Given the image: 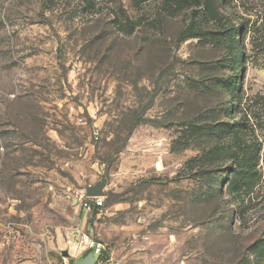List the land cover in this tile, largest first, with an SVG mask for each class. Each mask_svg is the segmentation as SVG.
Returning <instances> with one entry per match:
<instances>
[{"label":"rangeland","instance_id":"rangeland-1","mask_svg":"<svg viewBox=\"0 0 264 264\" xmlns=\"http://www.w3.org/2000/svg\"><path fill=\"white\" fill-rule=\"evenodd\" d=\"M82 234L101 264H264V0H0V264H75Z\"/></svg>","mask_w":264,"mask_h":264},{"label":"trees","instance_id":"trees-1","mask_svg":"<svg viewBox=\"0 0 264 264\" xmlns=\"http://www.w3.org/2000/svg\"><path fill=\"white\" fill-rule=\"evenodd\" d=\"M199 35L198 27L194 20L186 29L178 35L180 41H187ZM229 133V145L224 155L234 163L233 181L231 184L232 194H239L241 190L248 194L253 188L255 181V159L261 150L260 144H250L243 136L242 131L238 129L236 123L225 125ZM89 253L86 251L83 258ZM107 255V254H106ZM106 255L103 261L106 260Z\"/></svg>","mask_w":264,"mask_h":264},{"label":"built area","instance_id":"built-area-1","mask_svg":"<svg viewBox=\"0 0 264 264\" xmlns=\"http://www.w3.org/2000/svg\"><path fill=\"white\" fill-rule=\"evenodd\" d=\"M80 207L86 215H101L104 209V198L103 197H87L85 193L80 196L79 199ZM81 245L85 247L86 251L92 252L96 259V264H101L105 257L106 249L103 244L98 242L95 238L87 234H82Z\"/></svg>","mask_w":264,"mask_h":264},{"label":"water","instance_id":"water-1","mask_svg":"<svg viewBox=\"0 0 264 264\" xmlns=\"http://www.w3.org/2000/svg\"><path fill=\"white\" fill-rule=\"evenodd\" d=\"M104 184L98 183L92 187H88L85 190V194L87 197H104L103 194ZM63 256L67 257V252H63ZM96 259L92 252H89L81 261L76 262L75 264H95Z\"/></svg>","mask_w":264,"mask_h":264},{"label":"crops","instance_id":"crops-1","mask_svg":"<svg viewBox=\"0 0 264 264\" xmlns=\"http://www.w3.org/2000/svg\"><path fill=\"white\" fill-rule=\"evenodd\" d=\"M115 210H117V209H115ZM60 252L62 253V251H60ZM85 252H86V249L81 244H76V243L72 244L71 249L68 252V256H69L68 261H74V263L81 261L83 259V255L85 254ZM20 264H29V263L24 262V263H20Z\"/></svg>","mask_w":264,"mask_h":264}]
</instances>
